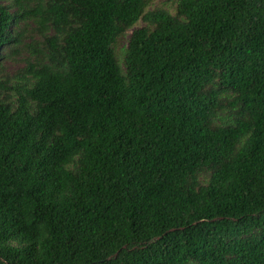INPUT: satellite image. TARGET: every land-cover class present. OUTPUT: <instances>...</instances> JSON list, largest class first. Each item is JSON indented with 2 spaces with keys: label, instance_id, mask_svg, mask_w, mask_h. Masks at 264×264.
Segmentation results:
<instances>
[{
  "label": "trees",
  "instance_id": "16d2710c",
  "mask_svg": "<svg viewBox=\"0 0 264 264\" xmlns=\"http://www.w3.org/2000/svg\"><path fill=\"white\" fill-rule=\"evenodd\" d=\"M156 1L0 0V264H264V0Z\"/></svg>",
  "mask_w": 264,
  "mask_h": 264
},
{
  "label": "rangeland",
  "instance_id": "374dc122",
  "mask_svg": "<svg viewBox=\"0 0 264 264\" xmlns=\"http://www.w3.org/2000/svg\"><path fill=\"white\" fill-rule=\"evenodd\" d=\"M169 0H157L154 4V7L156 6H159L165 2H168ZM142 24H139L137 25L136 27H140ZM135 27V28H136ZM129 34V33H128ZM127 42H128V35L127 36H124L122 38H120L118 40V49L119 50H122L123 48H125L127 46ZM22 67V64L20 62L18 63H7L5 68H6V71L9 72V73H13L15 72L18 68H21Z\"/></svg>",
  "mask_w": 264,
  "mask_h": 264
}]
</instances>
